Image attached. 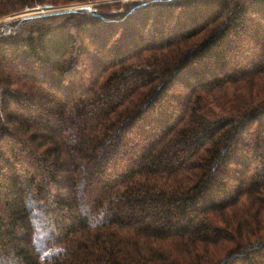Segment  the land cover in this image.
Returning a JSON list of instances; mask_svg holds the SVG:
<instances>
[{
  "label": "trees",
  "instance_id": "trees-1",
  "mask_svg": "<svg viewBox=\"0 0 264 264\" xmlns=\"http://www.w3.org/2000/svg\"><path fill=\"white\" fill-rule=\"evenodd\" d=\"M0 264H264V0L1 23Z\"/></svg>",
  "mask_w": 264,
  "mask_h": 264
},
{
  "label": "rangeland",
  "instance_id": "rangeland-1",
  "mask_svg": "<svg viewBox=\"0 0 264 264\" xmlns=\"http://www.w3.org/2000/svg\"><path fill=\"white\" fill-rule=\"evenodd\" d=\"M134 1H136V0H93V1H90V2L84 3V4L77 3V2H69L63 6H59V7H55V8H57V10H63L65 8H70L73 10V9L79 8L81 6L91 7V8L93 7L96 9L98 7L105 8V6H108V7H110L111 11L112 10H119L120 12H122L124 10H127V7L129 5H131L132 3H134ZM40 8H44V7H40ZM37 9H39V8H37ZM32 10H36V9H32ZM55 11H46L45 13H49V12L53 13ZM31 13L28 12V10H23L21 12H18V13L12 14V15H6V16L0 17V24L1 23H8L10 21L13 22V21H17L20 19L28 18V16L32 15ZM24 16H26V17H24Z\"/></svg>",
  "mask_w": 264,
  "mask_h": 264
},
{
  "label": "water",
  "instance_id": "water-1",
  "mask_svg": "<svg viewBox=\"0 0 264 264\" xmlns=\"http://www.w3.org/2000/svg\"><path fill=\"white\" fill-rule=\"evenodd\" d=\"M85 6H81L79 8H83ZM78 9V8H77ZM77 9H73V10H77ZM57 12H56V11ZM72 9L70 8H65L63 10H57V8L53 7V6H45L44 8H39V9H36V10H30L28 12H32L30 16L28 17H36V16H44V15H50V14H58V13H64V12H70V11H73ZM46 11H55V12H49V13H45ZM26 17V16H24Z\"/></svg>",
  "mask_w": 264,
  "mask_h": 264
},
{
  "label": "built area",
  "instance_id": "built-area-1",
  "mask_svg": "<svg viewBox=\"0 0 264 264\" xmlns=\"http://www.w3.org/2000/svg\"><path fill=\"white\" fill-rule=\"evenodd\" d=\"M77 9V8H76Z\"/></svg>",
  "mask_w": 264,
  "mask_h": 264
}]
</instances>
